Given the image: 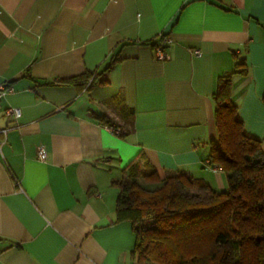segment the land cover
Returning <instances> with one entry per match:
<instances>
[{"label":"crops","instance_id":"obj_1","mask_svg":"<svg viewBox=\"0 0 264 264\" xmlns=\"http://www.w3.org/2000/svg\"><path fill=\"white\" fill-rule=\"evenodd\" d=\"M242 59L233 100L264 151V0H0V84L14 88L0 99V264L131 263L116 181L141 154L160 177L223 187L207 164L213 93ZM85 72L90 88L60 81Z\"/></svg>","mask_w":264,"mask_h":264},{"label":"trees","instance_id":"obj_2","mask_svg":"<svg viewBox=\"0 0 264 264\" xmlns=\"http://www.w3.org/2000/svg\"><path fill=\"white\" fill-rule=\"evenodd\" d=\"M113 63L114 58L102 72ZM247 71L246 62L238 60L219 77L213 93L216 136L208 141L207 160L226 175L225 191L183 172L160 177L143 154L124 167L116 181V212L118 220L133 223L135 264H264V151L261 140L245 132L232 95L233 74ZM96 77L85 72L60 81L87 89ZM98 118L123 134L106 115ZM201 192L209 199L189 197Z\"/></svg>","mask_w":264,"mask_h":264},{"label":"built area","instance_id":"obj_3","mask_svg":"<svg viewBox=\"0 0 264 264\" xmlns=\"http://www.w3.org/2000/svg\"><path fill=\"white\" fill-rule=\"evenodd\" d=\"M154 56H155V58L162 59V60L169 57V55L166 53L165 49L161 45L154 46ZM90 81H91V79L88 80L86 86H88L90 84ZM13 90H14V88L9 82L1 83L0 84V99L6 93L11 92ZM4 112H5V114L13 115L14 117H18L20 115V109L18 107H14V106L6 107L4 109ZM109 128L115 134H119V132H120L119 127L109 125ZM5 131H6V128H0V133H5ZM0 144H1V141H0ZM36 154H37V157L41 160H44L47 157V152H46L45 148L41 145L37 146ZM207 164L209 165V167L212 170L221 168L218 165H210L208 160H207ZM129 264H135V263L132 261Z\"/></svg>","mask_w":264,"mask_h":264},{"label":"rangeland","instance_id":"obj_4","mask_svg":"<svg viewBox=\"0 0 264 264\" xmlns=\"http://www.w3.org/2000/svg\"><path fill=\"white\" fill-rule=\"evenodd\" d=\"M212 188L215 189V190H218V191H225L228 188V182H227L226 175H225V182H224V186L223 187H220V188L212 187ZM189 197H191L193 199H202V200L209 199L208 194L206 195L204 192H201L198 196L195 195V193L194 194L192 193Z\"/></svg>","mask_w":264,"mask_h":264}]
</instances>
